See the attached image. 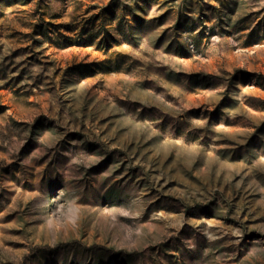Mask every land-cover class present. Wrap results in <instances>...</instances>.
I'll return each instance as SVG.
<instances>
[{
    "label": "rangeland",
    "instance_id": "374dc122",
    "mask_svg": "<svg viewBox=\"0 0 264 264\" xmlns=\"http://www.w3.org/2000/svg\"><path fill=\"white\" fill-rule=\"evenodd\" d=\"M0 264H264V0H0Z\"/></svg>",
    "mask_w": 264,
    "mask_h": 264
}]
</instances>
